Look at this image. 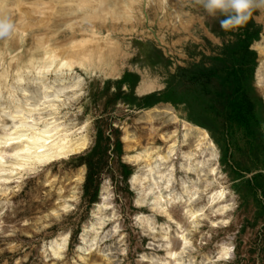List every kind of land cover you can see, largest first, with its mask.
Here are the masks:
<instances>
[{
    "label": "rangeland",
    "instance_id": "obj_1",
    "mask_svg": "<svg viewBox=\"0 0 264 264\" xmlns=\"http://www.w3.org/2000/svg\"><path fill=\"white\" fill-rule=\"evenodd\" d=\"M115 1L107 3V12L102 0H8V12L0 17H6L13 30L20 5L35 18L49 16L46 27L44 20L32 26L30 39L40 45L48 37L43 40L49 46L46 51L62 58L73 54L80 73L84 71L77 55H88L89 66L98 68L103 78L101 87L99 77L92 78L80 112L81 118L94 116L88 131L91 148L52 168L61 174L86 165L75 210L53 223L40 221L31 235L22 233V226H34V218L42 215L39 206L56 194L54 188L45 187L40 198L32 201L38 178L26 183L21 194L10 196L9 211L13 212L0 221V264H57V260L49 261L56 258L49 244L66 230L70 238L64 261L58 264H75L78 254L90 246L87 225L97 217L94 206L104 186L109 188L113 208L107 213L112 219L95 253L111 264H150L152 256L164 257L168 245L137 224L134 195L127 181L132 169L123 162L122 141L124 124L134 123L145 109L160 102L174 104L187 119L209 128L218 143L220 169L236 202L228 224L212 228L207 218L194 228L192 243L180 256L192 253L197 264H212L216 255L202 262L205 252L214 250L218 241H230L226 264H264V90L256 79L260 54L252 46L264 34V7L254 8L243 25L224 30L219 23L222 17L209 16L197 0H160L162 4L150 0L151 5L135 15L129 14L127 0ZM115 5L120 7L119 17L108 21L106 14ZM85 11H89L87 19ZM12 33L0 38V70L10 60L11 51L29 48L28 39L10 41ZM201 198H206L205 192ZM176 229L172 224V246H178ZM200 232L205 235L198 242ZM12 245L17 249L10 250ZM27 253L30 256L25 259Z\"/></svg>",
    "mask_w": 264,
    "mask_h": 264
},
{
    "label": "bare ground",
    "instance_id": "obj_2",
    "mask_svg": "<svg viewBox=\"0 0 264 264\" xmlns=\"http://www.w3.org/2000/svg\"><path fill=\"white\" fill-rule=\"evenodd\" d=\"M110 1L102 0V9L107 12ZM116 1L119 3L121 0ZM138 1L127 0L129 14L135 15L140 8L146 9L151 5L150 0ZM142 2L145 6H141ZM8 8V0H0V17L7 14ZM37 8L41 13L42 8ZM118 8L115 5L109 15L104 13L108 21L119 17ZM18 11V21L9 40L21 42L28 39L29 48L8 53L10 60L0 70V221L9 216L10 196H18L26 183L38 178L32 201L40 198V191L45 187L54 188L56 194L39 206L42 215L34 218V226H22L21 232L31 235L32 229L37 232L35 228L40 221L53 223L75 210L80 195L78 188L86 178V165L62 170L61 174L52 168L54 164L70 160L71 156H81L91 148L88 131L94 116L82 119L80 112L91 90L89 85H93L90 83L92 78L99 77L100 87L103 78L99 76L101 71L98 68L89 66L88 55H77L78 65L84 71L80 73L74 65L77 59L73 54L62 58L54 54L55 51L51 54L46 51L49 46L43 44V40L47 41L48 37L42 38L40 45L35 44L28 33L33 25H40L45 18H35L24 5H20ZM89 11L83 14L84 19H87ZM46 20L43 23L45 27ZM33 32L32 38L37 30ZM252 46L260 54L256 79L260 89L264 90V34ZM122 130L123 162L132 169L127 181L134 195L137 224L168 245L164 257L152 256L149 263L171 264L176 261V264H197L196 255L192 253L180 256L192 243L190 234L193 229L199 228L207 218L212 228L228 224L229 212L236 206L232 189L226 184L225 174L220 169L217 141L209 128L187 119L170 102H160L145 109L134 123L124 124ZM201 192L206 193L205 199L201 198ZM108 195L109 188L104 186L94 206L97 217L87 225L91 228L90 246L86 252L78 254L75 264H111L95 253L98 240L112 219V215L107 213L113 208ZM172 224L177 227L178 246L170 244ZM115 229L118 232L117 227ZM204 235L200 232L196 240L200 242ZM69 238L70 230H66L50 242L51 255L57 258L50 262L57 260L58 264L64 261L62 256ZM85 238L83 234L82 239ZM231 244L230 241H218L214 250L205 252L202 262L215 254L217 259L212 264H226ZM9 249L15 250L17 245ZM29 256L27 253L24 258Z\"/></svg>",
    "mask_w": 264,
    "mask_h": 264
},
{
    "label": "clouds",
    "instance_id": "obj_3",
    "mask_svg": "<svg viewBox=\"0 0 264 264\" xmlns=\"http://www.w3.org/2000/svg\"><path fill=\"white\" fill-rule=\"evenodd\" d=\"M197 2L209 16L222 17L219 23L224 30L243 25L254 8L264 7V0H197ZM12 27L10 21L0 19V38L7 36Z\"/></svg>",
    "mask_w": 264,
    "mask_h": 264
}]
</instances>
